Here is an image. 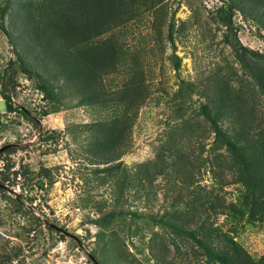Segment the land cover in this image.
Returning <instances> with one entry per match:
<instances>
[{
  "label": "rangeland",
  "instance_id": "obj_1",
  "mask_svg": "<svg viewBox=\"0 0 264 264\" xmlns=\"http://www.w3.org/2000/svg\"><path fill=\"white\" fill-rule=\"evenodd\" d=\"M100 1L10 0L9 34L0 28V72L23 58L29 71L15 65L14 97L34 120L1 118L0 139L16 148L0 151L6 163L0 179L10 176L0 190V264H200V244L164 221L191 214L223 223L226 211L216 215L208 202L195 209V198L204 190L229 202L239 193L230 155L217 148L200 110L215 93L234 91L263 116L264 91L216 19L224 0H138L134 18L104 33L107 3ZM234 1L240 42L264 52V0ZM247 57L264 71V58ZM133 86L145 96L126 133L95 126L126 111L118 100L123 92L134 97L125 91ZM0 109L12 113L6 101ZM233 124L223 121L230 131ZM116 140L121 155L108 163ZM148 162L150 177L142 182L139 166ZM248 219L236 240L259 259L264 218Z\"/></svg>",
  "mask_w": 264,
  "mask_h": 264
},
{
  "label": "trees",
  "instance_id": "obj_2",
  "mask_svg": "<svg viewBox=\"0 0 264 264\" xmlns=\"http://www.w3.org/2000/svg\"><path fill=\"white\" fill-rule=\"evenodd\" d=\"M104 2L101 0L100 2ZM138 0H105L107 5L105 6V11L103 17V25H101V32L111 31L112 28L127 23L135 17L142 5H140ZM127 2V4H126ZM157 0H153L152 5H155ZM10 6V0H0V28L6 33L7 29L4 25V20ZM237 11V4L234 0H224L222 3L216 7L215 14L217 21L226 27L230 33V41L233 45L240 49V58L244 62L245 66L252 72L253 76L261 86L264 91V71L258 70L253 67L251 59L247 57L250 55L253 58H264V52L249 48L244 46L237 35V28L235 27L234 15ZM177 10H174L176 13ZM92 19H95L89 16ZM169 40L174 43V23L169 24ZM10 43L13 40L9 39ZM110 39L106 42H109ZM21 65L22 70L28 72L29 70L25 68V62L21 56H17V62L11 61L9 66L11 67V72L4 69L0 72V81L6 80V84H9L10 88L7 89V85H2V94L5 101L9 105V110L11 112H16V114H22L29 120H34V118L29 114V112L24 109L21 105L14 104L11 102L10 93H14L17 81L15 80V65ZM7 75V76H6ZM40 89L45 93L49 94L48 87L46 83L41 84ZM10 91V92H9ZM125 91L133 92L136 95L131 97L120 93L118 102L125 103L127 105L126 111L120 113L119 116H115L111 121H102L94 123L95 126L101 128L102 131L108 132L110 134H125L129 124L126 122L131 120V114L135 120L141 101L145 96L143 93V87L139 90H135L134 86ZM9 92V94H8ZM130 97L129 100L127 98ZM211 104L209 103L202 105L200 114H204L207 121L210 123L211 129L214 132V143L217 148L225 147L228 154L230 155V162L227 164L228 168L233 173L234 182L238 184L239 193H235L229 202H226L224 198L220 196H214L212 191H201L198 193L195 200L198 205L201 204L200 208H205V203L208 205L214 214H219L226 211L225 219L223 223H218L213 219H209L210 216L196 217L191 214H186L182 220L179 222L165 220L164 223L168 224L170 227L178 229L186 234V236L191 237L201 246V252L198 256L200 259V264H264V256L259 259L254 258L248 250L236 240V232L240 223L245 219L246 215H249L248 221L255 218H264V115L257 116L254 110V106L250 104L249 98L245 96H240L234 91H227L225 94L219 91L215 93L214 99L210 98ZM227 101V102H224ZM212 109V111H210ZM50 113V110H43V114ZM228 119L229 121L239 123V127H235L233 124V130H227L224 128L223 121ZM188 122V121H187ZM186 126L188 124L183 122ZM182 126V125H181ZM3 127V123L0 118V128ZM182 129V128H181ZM50 134L45 136V140L53 138L52 133L57 132L53 130ZM108 136H111L108 134ZM111 139L110 137L108 140ZM110 142H112L110 140ZM112 145L117 150L115 152L116 156L113 154H108L106 160L108 163L114 159H119L120 145ZM7 146V145H6ZM16 147L13 144H8L7 147L2 152H9L14 150ZM122 154H124L121 151ZM219 154L216 156L218 157ZM149 164H141L139 167L138 177L144 182L146 177H150L148 167ZM9 170V168H8ZM50 168L43 167L42 175H50ZM163 166L158 167V172H162ZM19 170L14 171V174H19ZM10 176L4 174L0 179V190L5 187V182L9 181ZM44 180H40L39 187L44 188ZM141 188H137L135 193L138 197H141L144 193L140 191ZM203 198V201L201 199ZM33 200V198H31ZM251 206V207H250ZM207 208V207H206ZM205 208V209H206ZM221 208V209H219ZM171 208L169 207L167 211ZM172 214V213H171ZM144 214H141L142 216ZM230 226L226 228V225ZM243 225V224H242ZM51 227V226H50ZM64 236V234L62 235ZM93 259L94 257L91 256ZM94 260V259H93Z\"/></svg>",
  "mask_w": 264,
  "mask_h": 264
},
{
  "label": "built area",
  "instance_id": "obj_3",
  "mask_svg": "<svg viewBox=\"0 0 264 264\" xmlns=\"http://www.w3.org/2000/svg\"><path fill=\"white\" fill-rule=\"evenodd\" d=\"M0 82H1V81H0ZM10 95H11V102H13L14 104H17V102H15L14 93L11 92ZM2 101H5V98H4L3 94H2V84L0 83V103H1ZM12 114L15 115L16 112H12V113H10V114H6V113H3V112L1 111V109H0V118H2V119H4V118H9L10 115H12ZM4 144H5V142H4L3 140L0 139V149L4 146ZM0 160H1L0 167L6 165L4 159H0ZM0 169H3V168H0Z\"/></svg>",
  "mask_w": 264,
  "mask_h": 264
},
{
  "label": "flooded vegetation",
  "instance_id": "obj_4",
  "mask_svg": "<svg viewBox=\"0 0 264 264\" xmlns=\"http://www.w3.org/2000/svg\"><path fill=\"white\" fill-rule=\"evenodd\" d=\"M51 227H52V228H55V227H53L52 225H51ZM55 229H57V228H55ZM59 231H60L61 234H66V232H65L63 229H60Z\"/></svg>",
  "mask_w": 264,
  "mask_h": 264
},
{
  "label": "water",
  "instance_id": "obj_5",
  "mask_svg": "<svg viewBox=\"0 0 264 264\" xmlns=\"http://www.w3.org/2000/svg\"><path fill=\"white\" fill-rule=\"evenodd\" d=\"M7 146H8V145H7ZM7 146L2 147V148L0 149V151H3V150L5 149V147H7ZM52 226L55 227V228H58V229H59V227H57V226H55V225H53V224H52Z\"/></svg>",
  "mask_w": 264,
  "mask_h": 264
}]
</instances>
